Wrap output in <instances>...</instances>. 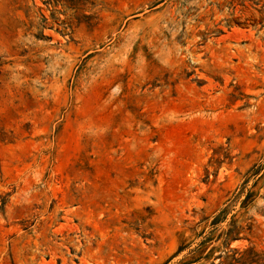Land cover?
<instances>
[{"label": "rangeland", "instance_id": "obj_1", "mask_svg": "<svg viewBox=\"0 0 264 264\" xmlns=\"http://www.w3.org/2000/svg\"><path fill=\"white\" fill-rule=\"evenodd\" d=\"M244 6L0 0V264H175L223 210L229 248L264 252V0Z\"/></svg>", "mask_w": 264, "mask_h": 264}, {"label": "trees", "instance_id": "obj_2", "mask_svg": "<svg viewBox=\"0 0 264 264\" xmlns=\"http://www.w3.org/2000/svg\"><path fill=\"white\" fill-rule=\"evenodd\" d=\"M54 4L63 3L70 7L81 6L85 4L94 7L96 0H48ZM259 0H233L238 2V5L245 7V2L257 4ZM257 2V3H255ZM231 4V3H230ZM252 197V193H248L243 204H247ZM5 206V199L0 197V210ZM225 210L214 213L210 217H206L203 221L210 220L208 227L202 228L200 231H193V238L180 237L178 247L173 257L184 253L175 264H201L208 262L211 259H219L218 264H264V252L258 251L253 247H248L243 250L230 249L231 242L239 239V234L242 231L235 225L232 220L227 229L220 226L226 220ZM196 240H198L196 242ZM217 244V246L215 245ZM221 247L224 250H221ZM217 252L218 255L214 256Z\"/></svg>", "mask_w": 264, "mask_h": 264}]
</instances>
